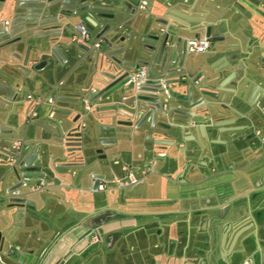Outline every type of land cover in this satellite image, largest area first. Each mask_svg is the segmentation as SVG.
I'll return each instance as SVG.
<instances>
[{
  "label": "crops",
  "instance_id": "1",
  "mask_svg": "<svg viewBox=\"0 0 264 264\" xmlns=\"http://www.w3.org/2000/svg\"><path fill=\"white\" fill-rule=\"evenodd\" d=\"M140 1L145 4V9L139 11L141 16L166 19L167 11L176 13L188 23V29L182 32L186 39L212 37L215 40L209 41V48L203 53L189 52L190 58L207 62L204 69L208 64L212 66L206 71L207 79L199 88H193L190 101L181 105L188 113L195 114L180 142L199 148L189 156L192 168L183 172L171 163L168 173L164 174L167 177L145 172L143 183L165 179L163 191L124 198L128 212L119 222L102 227L85 226L81 222L104 204L96 192H105L107 197L111 192L109 187L126 188L115 179L119 173L110 172L109 177L116 182L105 184L96 192L59 187L58 180L50 174L51 178L46 181L51 185L29 196L36 201V215L8 217L13 235L4 241L8 251L3 250L7 253L2 254L8 263L0 262L25 264L26 257L18 262V254L24 252L33 254L27 264H102L104 257L117 251L132 264H200L213 255L219 264H264V16L248 7L254 6L264 14V0ZM163 1L167 7H163ZM134 27L126 23L119 30L126 35ZM213 46H218L216 51ZM69 51L64 52L69 55ZM190 67L192 79L199 77L202 68ZM90 68V63L83 62L73 79L65 75L62 91L81 92L87 97L85 89L80 87L85 86L83 78ZM217 69L222 70L218 80L216 74L211 75V70ZM203 86L214 97L199 95L198 90ZM173 90L176 89H169L170 93ZM205 101L210 102L209 116L199 110ZM169 103L178 106L174 99ZM58 106L66 108L68 103L60 101ZM94 107L92 104L81 120L85 125L84 134L92 137L87 149L91 159L96 158L94 151L99 147L95 136L109 135L105 126L111 124L108 120H97ZM75 108H83V103ZM209 125L216 127L206 136L205 127ZM164 134L155 138L177 139L172 130ZM50 136V133L43 135L47 140ZM139 143L141 137L134 140L130 151L126 147L116 157L135 166L152 158L153 145L146 142L150 151L143 153ZM55 150L60 153L63 147ZM54 160L58 163L60 158ZM136 171L142 173L139 168ZM66 185L70 186V182ZM204 199L209 202L219 199L215 202L218 209H210L208 202L202 204ZM239 201L249 202V207L237 212L232 207ZM217 214L222 216L214 227L217 237L206 245V237L214 226L212 218ZM202 221L205 224L201 226ZM96 233L98 241L93 237ZM122 240L129 242L126 245L129 244L131 251L121 253Z\"/></svg>",
  "mask_w": 264,
  "mask_h": 264
},
{
  "label": "water",
  "instance_id": "2",
  "mask_svg": "<svg viewBox=\"0 0 264 264\" xmlns=\"http://www.w3.org/2000/svg\"><path fill=\"white\" fill-rule=\"evenodd\" d=\"M139 2L140 0H29L27 6L30 8L32 23L39 22L38 18L41 16L47 17L40 23L46 24V34L50 39L61 41L64 51L72 49L73 41L70 37L77 30V26L86 28L91 40L83 39L80 45H76L77 49L87 54L93 51L91 42L99 43V47H94L93 52V62L97 64L96 84L99 89L88 98V102L94 104L97 120H108L111 124L105 126L109 135L95 136L99 147L94 152L104 154L101 157L102 162L95 161L87 154L92 137L84 134L85 125L81 123L84 109L75 108L76 105L82 104V93L78 92L73 98L66 94L59 98L67 102L68 106L58 110L61 116L57 122L58 131L49 130L52 136L42 142L43 146L31 145L25 151L18 152L15 155L16 165L5 170L7 173L12 172V178L3 185L0 195L5 200L0 205V250L5 239L9 240L7 238H10L12 231L8 217L36 215V201L29 196L41 192V187L51 185L46 181L51 178L50 174L58 180L59 187H72L80 192H95L100 183L99 176H102L98 171L104 168V172H111L106 161L109 163L111 156L124 152L126 147L132 148L135 139L141 137V143L138 145L143 151H150L146 142H150L153 148L161 149L172 145L179 148L180 142L183 141V134L195 114L188 113L181 105L190 101L193 88H199L207 79L206 71L208 68L212 69V66L208 64L207 69H204L207 62L189 57L187 39L182 34L188 29V23L181 20L180 15L167 11L166 19L141 16L137 8ZM162 5L168 6L166 1H163ZM248 7L264 16L258 8ZM123 17L125 19H122ZM126 23L135 27L124 35L119 29ZM208 40L215 42L212 37ZM8 45L0 44L1 74L13 73H9L7 67L3 66L7 61ZM213 47L215 51L218 48ZM192 65L196 66L195 70L202 68L200 76L195 79L190 75ZM141 67L147 68L146 78L135 80L133 75ZM221 71L211 70V75L216 74L217 79ZM12 75L15 76V73ZM171 88L176 90L170 93ZM84 89L85 86L80 87V90ZM198 93L214 97L204 86ZM171 99H174L178 106L171 105ZM201 105L199 110L209 116L210 102L205 101ZM72 113L75 115L71 118ZM167 120L169 122H166ZM114 127L121 129L117 131L112 129ZM215 127L216 125L205 127L206 136H209ZM169 130L177 137L170 139L171 144L165 138H155L161 134L165 135L164 132ZM3 140L0 137V144H3ZM199 145L203 149V145ZM58 146L63 147L60 153L55 150ZM198 150L199 148L193 147L191 154ZM0 152L5 151L1 149ZM55 157L60 158L58 163L55 162ZM68 182L70 186L66 187ZM243 207H249V202L239 201V204L232 208L240 212ZM221 219L219 214L213 216L214 226L206 237V245L215 241L217 230L214 227L218 226L217 223ZM96 234L93 237L96 236L98 241ZM32 256V253L20 252L18 262L26 257L27 264Z\"/></svg>",
  "mask_w": 264,
  "mask_h": 264
},
{
  "label": "flooded vegetation",
  "instance_id": "3",
  "mask_svg": "<svg viewBox=\"0 0 264 264\" xmlns=\"http://www.w3.org/2000/svg\"><path fill=\"white\" fill-rule=\"evenodd\" d=\"M28 3L29 0H0V44H9L7 61L3 66L7 67L9 73H15V76L12 75L13 73L1 74L0 69V137L4 139L3 144H0V150L4 149L5 151L4 153L0 152V186L2 188L12 178V172L7 173L5 170L16 165L15 155L25 151L31 145L43 146L42 142L47 140L43 135L50 133L52 136L49 130L58 131L57 122L61 118L58 110L63 109L58 106L61 101L59 98L64 94L73 98L77 94L73 91H62L66 82L65 75L73 79L83 62L90 63L91 68L83 78L87 97L89 98L99 89L95 74L97 64L93 62L95 48L93 47V51L87 54L77 49L76 45H80V43L74 32L71 36L72 49L69 51L70 54L66 55L61 41L50 39L46 34V24L40 23L47 17L41 16L38 18L39 22L32 23ZM87 38L89 39L88 32ZM94 42L97 41H93L92 45ZM97 47H99V43ZM91 88H94V92L87 94ZM91 107L90 104V108L84 110V113L90 111ZM72 114L71 118L75 113ZM31 134L34 135L32 138L27 137ZM15 141L19 144L18 150L12 148ZM166 141L171 144L170 139ZM192 149L185 143H181L179 148L173 145L161 149L155 148L152 158L146 159L136 166L124 163L116 155L111 156L109 163L107 161L106 163L111 172L119 173V178H115L117 183L128 188L143 183L145 172L146 174L148 171L167 174L171 163L176 168L180 167L183 172H188L192 168L188 162ZM175 153H177L176 160L174 159ZM102 155H104L103 152L96 153L94 160L101 162ZM139 156L141 157V153ZM138 168L141 169V176L137 175ZM163 169L165 171L161 172ZM98 172L102 175L99 176L100 183L98 185H103V188L105 184L116 182L109 177L108 170L104 172L101 168ZM129 173L132 174V178L129 177ZM47 187L43 186L39 190H45ZM109 189L110 195H114V197L107 196L104 204L98 207L99 209L93 216L82 221V225L92 227L112 225L119 222L120 217L128 212V206L122 197L124 188L109 187ZM218 200L214 199L209 202L204 199L202 204L208 202L210 205L208 207L212 209L216 207L215 202ZM204 224L205 222L202 221L201 226ZM202 263L219 264L215 255L209 261H203L200 264ZM186 264L194 263L187 262Z\"/></svg>",
  "mask_w": 264,
  "mask_h": 264
},
{
  "label": "rangeland",
  "instance_id": "4",
  "mask_svg": "<svg viewBox=\"0 0 264 264\" xmlns=\"http://www.w3.org/2000/svg\"><path fill=\"white\" fill-rule=\"evenodd\" d=\"M139 176L141 175L139 172H138ZM165 182V179L162 178L161 181H156L154 182L153 184H148V183H139L138 185H135V186H132V187H128V188H124L122 190V197L123 198H135V197H139L141 195H156L158 192L160 191H163V189L166 187V185L164 184ZM2 186H0V194H2ZM105 192H96V196L99 200H101L100 202H104L106 201V196H105ZM107 196H111V198L114 197V195H110V193L107 194ZM5 200L0 196V205L4 202ZM102 238L105 237V235L103 234L102 232ZM128 241L126 240H122L121 241V253L123 252H126V251H131L128 247L127 244ZM129 243V242H128ZM126 246V249L124 248ZM8 249V244L7 243H4V247L2 249L3 250H7ZM8 251V250H7ZM4 253L0 251V261L3 260L5 262L8 263V261L6 260L5 258V255L6 253ZM118 252L115 251L114 254H109L108 256L104 257V262L102 264H132L131 260L130 259H125L123 257V254H117ZM102 260V259H101ZM101 262V261H100ZM98 264V263H97Z\"/></svg>",
  "mask_w": 264,
  "mask_h": 264
},
{
  "label": "built area",
  "instance_id": "5",
  "mask_svg": "<svg viewBox=\"0 0 264 264\" xmlns=\"http://www.w3.org/2000/svg\"><path fill=\"white\" fill-rule=\"evenodd\" d=\"M137 8L142 11L145 9V4L144 2L140 1L137 5ZM76 37L79 39H86L87 38V31L85 30L84 27L82 26H77V30L75 32ZM186 44H187V49L189 50V52H194V53H203L205 52L208 48H209V40L203 37L200 38H191V39H187L186 40ZM94 47L98 46V42H94L93 43ZM147 75V70L145 67H141L139 68L137 71H135L133 78L135 80H144L146 78ZM94 92V88H91L89 91V94ZM82 103H83V109L86 111L90 108V103L88 102V97H83L82 98ZM12 148H14L15 150H18L19 148V144L17 141H15L12 144ZM129 177L132 178V174L129 173ZM103 185H98V189H102ZM94 240H97V237L94 236ZM0 264H4L2 262H0Z\"/></svg>",
  "mask_w": 264,
  "mask_h": 264
}]
</instances>
